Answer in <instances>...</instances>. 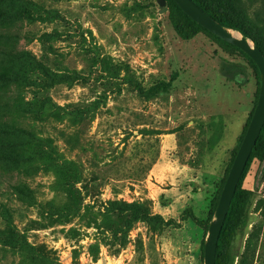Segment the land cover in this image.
Segmentation results:
<instances>
[{"label":"rangeland","instance_id":"obj_1","mask_svg":"<svg viewBox=\"0 0 264 264\" xmlns=\"http://www.w3.org/2000/svg\"><path fill=\"white\" fill-rule=\"evenodd\" d=\"M165 1L0 0V264H205L261 82ZM204 1L264 51V0ZM242 189L264 264V155Z\"/></svg>","mask_w":264,"mask_h":264},{"label":"water","instance_id":"obj_2","mask_svg":"<svg viewBox=\"0 0 264 264\" xmlns=\"http://www.w3.org/2000/svg\"><path fill=\"white\" fill-rule=\"evenodd\" d=\"M174 1L186 15L197 24L248 55L257 66L261 78V88L257 106L226 180L215 213V219L212 221L209 228V235L205 245V264H217L219 240L232 201L264 128V53L250 39H247L245 36L232 29L226 28L220 22L209 16L196 5L193 0ZM158 3L160 6L166 5L165 0H158Z\"/></svg>","mask_w":264,"mask_h":264},{"label":"trees","instance_id":"obj_3","mask_svg":"<svg viewBox=\"0 0 264 264\" xmlns=\"http://www.w3.org/2000/svg\"><path fill=\"white\" fill-rule=\"evenodd\" d=\"M168 1V7L170 11V16L177 17L178 19L176 20V31L180 38L184 41H189L192 40L193 38L196 37L197 34L204 33L207 34L215 43H217L221 48L226 49L228 51H233V52H239L241 53L244 57H246L253 65L259 84L261 82L260 78V73L255 65V63L251 60V58L246 55L243 51L238 49L237 47L223 41L222 39L218 38L199 24H197L194 20H192L189 16H187L181 9L180 7L175 3L174 0H167ZM196 5H198L204 12H206L209 16L220 22L223 26L226 28L232 29V30H238L242 33L243 36H245L247 39H250V36L247 31H245L242 28H239L229 17L222 15L215 7L211 6L210 4L206 3L204 0H193ZM256 45L263 51L261 45L256 42ZM264 53V51H263ZM176 81V80H175ZM259 91V90H258ZM259 93V92H258ZM259 96V94L257 95ZM252 118V116H251ZM251 121V119H250ZM249 121V123H250ZM248 126L245 129L244 135L247 132ZM259 155H264V128L263 131L259 137L258 143L252 153V156L249 160V163L246 167V170L242 176L241 182L238 186L237 192L235 194V197L232 201L227 220L225 222V226L223 228L220 240H219V245H218V250H217V264H224V261L226 260V257L228 256V251L227 247L228 244L231 241V237L233 233L235 232L237 228V224L239 221L243 218L244 216V209H246V202L249 200V194L245 192L242 189V182L245 178V175L253 161V159L256 156ZM232 164L230 165V167ZM222 191V190H221ZM220 195L218 196V200L216 202V206L218 205Z\"/></svg>","mask_w":264,"mask_h":264}]
</instances>
